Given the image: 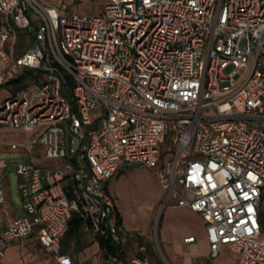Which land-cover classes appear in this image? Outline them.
<instances>
[{
    "label": "built area",
    "instance_id": "1",
    "mask_svg": "<svg viewBox=\"0 0 264 264\" xmlns=\"http://www.w3.org/2000/svg\"><path fill=\"white\" fill-rule=\"evenodd\" d=\"M4 89L0 130L20 138L2 147L26 162L0 256L34 237L55 264H74L61 252L74 215L121 245L108 184L131 168L156 179L161 209L202 218L211 257L228 246L234 264H264V0H109L93 15L0 0ZM8 167L0 160L4 209ZM140 254L87 264H151Z\"/></svg>",
    "mask_w": 264,
    "mask_h": 264
},
{
    "label": "rangeland",
    "instance_id": "2",
    "mask_svg": "<svg viewBox=\"0 0 264 264\" xmlns=\"http://www.w3.org/2000/svg\"><path fill=\"white\" fill-rule=\"evenodd\" d=\"M54 6L60 7L65 5L69 11L82 15H93L100 10L109 0H46ZM19 37L24 42L26 33L19 32ZM24 51V49H23ZM229 73V70L226 71ZM35 73H31L26 77L20 78V83H28L33 81ZM18 90L16 87L13 92ZM6 90L0 93V101L5 97ZM30 100L29 96H27ZM20 137L16 134L0 130V160H4L9 167L6 169L4 179V191L7 199V210L10 215L16 216L21 208L22 202L18 191V178L15 165L25 163V159L17 160L16 153L2 147L3 144L18 140ZM161 145V151L163 150ZM44 165H51L50 162H45ZM137 169H125L121 174H128ZM127 182L122 185L125 187L122 195H118L119 202L125 201L128 198L131 202H140L141 206L145 204L148 197L155 198L159 193V189L151 181L145 172L140 175L130 174ZM117 199V198H116ZM137 200V201H136ZM140 200V201H139ZM134 203V215L128 214L127 227L122 240V247L128 257L136 256L140 253L142 247H145L147 255L153 264H189L188 259L194 258L201 254L202 246L199 239L203 237L202 227L191 222L190 218L183 216L180 213L176 218L171 219L169 208L161 209L162 200H158L155 205L148 208L147 213L142 212L139 204ZM126 213L123 208L121 213ZM128 213V211H127ZM126 213V214H127ZM136 214V216H135ZM146 214V216H145ZM131 215V216H130ZM130 216V217H129ZM140 219H138V217ZM142 216V218H141ZM4 215V206L0 204V233L7 227V218ZM133 219H129V218ZM262 222L264 224V209L262 211ZM124 220V218H123ZM137 220V221H136ZM140 220V221H139ZM132 221V222H131ZM135 221V222H134ZM189 233H194L197 241L194 244L195 248H191L184 244L183 239ZM69 240H63V248L61 252H67L73 258H77L79 264H84L92 258L101 256L97 243L94 242L90 232H82L79 239V244L72 243L69 245ZM64 249V250H63ZM8 257V258H7ZM5 258L6 261H5ZM221 258H225L222 256ZM49 258L46 251L36 241L30 238H22L20 240H10L7 243V249L0 256V264H47ZM192 264H201L192 262Z\"/></svg>",
    "mask_w": 264,
    "mask_h": 264
},
{
    "label": "crops",
    "instance_id": "3",
    "mask_svg": "<svg viewBox=\"0 0 264 264\" xmlns=\"http://www.w3.org/2000/svg\"><path fill=\"white\" fill-rule=\"evenodd\" d=\"M129 169H131V168H129ZM124 170L125 169H122L121 171H119L118 174L108 184L109 191H110V193H111V195H112V197L114 199V203H115V206H116V209H117V212H118V216H119V223H120L119 226H120L121 240L124 239V234H125L127 223H128V221H127V216H128L127 211H126L127 214L124 212V215L121 213V211H122L123 208L128 210L127 209L128 205L129 206L132 205L131 207H133V210H134L135 208H134L133 204L138 202L137 200H136L137 202H131L130 199L126 200V199H128L127 197L124 198L125 201H123V202H119V200H118V195H122L123 192H124V189H125V188H123V187H125V185L123 186L122 184L127 182V180H128L127 178L129 177V175L130 174H133V175L140 174V175H142L145 172V174L147 176H149L151 181L155 184L157 189H159V193L155 196V198L148 197L147 201H145V204H143L142 206H141V203L138 202L139 209H141V208H147L148 209V208H150L151 205H155L156 202L159 199L162 200V198H163V190L161 189V187L157 183L156 179L151 175L150 172H148L147 170H144V169H137V171H132V172H130L128 174H124V173L121 174ZM169 209L171 210V212H174V213H172L170 215L171 219L176 218L178 216L176 214L180 213L183 216H186V217L190 218L191 222H193L194 224L199 225V226L202 227L203 237L201 239H199V241L201 242V246H202L201 247L202 248V252H201V254H199L197 256H194V258L188 259V263L189 264H192L193 261L194 262L196 261V262L201 263V264H234V262L236 260V255L230 250V248L228 246L220 247L218 256L215 257V258L211 257L210 245H209V242H208V239H207V235H206V226H205V223H204V221L202 220V218L200 216L194 214L193 212H191L188 209H173V208H169ZM148 214H149V211L147 213V216H148ZM4 215L5 216H9L7 219H13V218H16V217L21 215V210L19 211V213L16 216H13V215L9 214V211L7 209H4ZM123 218H124V220H123ZM84 231L89 232L87 227H85L83 229V232ZM191 237L194 238L193 242H191V243H185L184 242L185 239H188V238H191ZM29 238L32 239V240H36L34 237H29ZM196 241H197V237H196V235L194 233H189L183 239L184 244H186L187 246L191 247L192 249L195 248L194 244L196 243ZM94 242H95V240H94ZM7 243H8V241H7ZM121 248H122V254L117 259V261H125L127 259H130V258H133V257L137 256L136 255V256H133V257H128L127 254L125 253L123 247H122V243H121ZM6 249H7V247H6ZM98 249H99V246H98ZM44 251H46V250L44 249ZM99 252H100V250H99ZM46 253H47V256L49 258V260L47 261L48 262L47 264H55L54 257L52 256V254H49L47 251H46ZM62 253L66 254V255H69L72 258L74 264H79L77 258H73V256H71L67 252H62ZM222 256H225V258H221ZM97 257L102 262H104V259H102L101 256H97ZM7 258H5V261H6ZM149 261H150L151 264H153L150 259H149ZM88 262H85L84 264H87Z\"/></svg>",
    "mask_w": 264,
    "mask_h": 264
},
{
    "label": "trees",
    "instance_id": "4",
    "mask_svg": "<svg viewBox=\"0 0 264 264\" xmlns=\"http://www.w3.org/2000/svg\"><path fill=\"white\" fill-rule=\"evenodd\" d=\"M86 227V224L80 219L77 215H74L72 220L69 223L68 230L63 238L69 240V245L75 243L76 245L79 244L80 235L83 232V229ZM95 242L99 246V250L101 251V257L104 261L107 260H117L120 255L122 254L121 245H115L110 240H105L101 238L95 239ZM63 248V241L61 243V251ZM64 250V249H63ZM138 257L141 256L139 253Z\"/></svg>",
    "mask_w": 264,
    "mask_h": 264
},
{
    "label": "bare ground",
    "instance_id": "5",
    "mask_svg": "<svg viewBox=\"0 0 264 264\" xmlns=\"http://www.w3.org/2000/svg\"><path fill=\"white\" fill-rule=\"evenodd\" d=\"M131 206H132V205H131ZM131 206L128 205V206H127V209H128V210L125 209V211H128V214H131V215L133 216L135 212H134V210H133V207H131ZM134 207H136V206H134ZM138 209H139V208H136L137 211H139ZM141 209H142V210H141L142 212H144V213H148V209H147V208H141ZM149 212H150V211H149ZM131 215H130V216H131ZM130 216H129V217H130ZM135 216H136V214H135ZM145 216H146V214H145ZM129 217H128V218H129ZM137 217H138V216H137ZM133 218H134V217H133ZM133 218H129V219H133ZM141 218H142V216H141ZM138 219H140V218L138 217ZM127 220H128V219H127ZM136 221H137V220H136ZM139 221H140V220H139ZM131 222H132V221H131ZM134 222H135V221H134Z\"/></svg>",
    "mask_w": 264,
    "mask_h": 264
}]
</instances>
